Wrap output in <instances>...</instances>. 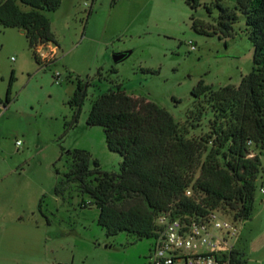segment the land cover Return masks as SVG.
<instances>
[{
    "label": "rangeland",
    "instance_id": "374dc122",
    "mask_svg": "<svg viewBox=\"0 0 264 264\" xmlns=\"http://www.w3.org/2000/svg\"><path fill=\"white\" fill-rule=\"evenodd\" d=\"M220 3L235 8L234 0ZM44 13L56 44L35 46L41 64L21 29L0 25V264H147L156 238L106 235L90 196L64 181L61 148L85 149L102 171L119 172L122 157L108 149L103 128L86 123L95 98L120 83L183 123L200 80L214 88L238 85L251 71L244 18L238 13L233 34L219 38L197 32L191 19L214 24L215 0H200L194 9L185 0H61ZM117 54L124 57L115 62ZM78 78L89 85L73 124L68 101ZM260 161L264 166V154ZM259 186L264 172L253 214L240 224L244 264H264Z\"/></svg>",
    "mask_w": 264,
    "mask_h": 264
},
{
    "label": "trees",
    "instance_id": "16d2710c",
    "mask_svg": "<svg viewBox=\"0 0 264 264\" xmlns=\"http://www.w3.org/2000/svg\"><path fill=\"white\" fill-rule=\"evenodd\" d=\"M185 1L192 9L200 4ZM60 2L0 0V25L22 30L38 64L35 46L56 44L44 12L56 10ZM215 3L219 13L214 24L191 16L192 26L225 38L233 34L238 13L243 16L253 66L238 85L214 88L200 80L191 92L193 108L180 123L165 108L114 83L95 98L86 123L103 128L108 149L122 157L121 170L102 171L87 150L61 148L68 167L64 181L77 183L90 196L108 236L124 231L138 239L156 237L155 218L167 211L181 217L215 211L237 223L253 214L257 180L264 172V0H234L233 10L220 0ZM88 85L78 78L68 101L73 124ZM9 93L10 83L5 103ZM131 199L133 204H122ZM230 258L232 264L246 262L239 249L233 248Z\"/></svg>",
    "mask_w": 264,
    "mask_h": 264
},
{
    "label": "built area",
    "instance_id": "2783aa9c",
    "mask_svg": "<svg viewBox=\"0 0 264 264\" xmlns=\"http://www.w3.org/2000/svg\"><path fill=\"white\" fill-rule=\"evenodd\" d=\"M258 189L264 198V186ZM189 194L187 190L186 195ZM154 222L157 236L147 264H232L230 252L241 223L215 211L183 217L167 211L159 214Z\"/></svg>",
    "mask_w": 264,
    "mask_h": 264
},
{
    "label": "crops",
    "instance_id": "0c3cea01",
    "mask_svg": "<svg viewBox=\"0 0 264 264\" xmlns=\"http://www.w3.org/2000/svg\"><path fill=\"white\" fill-rule=\"evenodd\" d=\"M243 237L245 238V236L243 235V230L241 232L239 231L238 237L234 242V248L235 249H239L242 251V249L240 248L239 240L242 239Z\"/></svg>",
    "mask_w": 264,
    "mask_h": 264
},
{
    "label": "water",
    "instance_id": "95a60500",
    "mask_svg": "<svg viewBox=\"0 0 264 264\" xmlns=\"http://www.w3.org/2000/svg\"><path fill=\"white\" fill-rule=\"evenodd\" d=\"M123 57H124V55H121V54L119 55V54H117L116 56H114L113 59H114L115 62H117V61L121 60Z\"/></svg>",
    "mask_w": 264,
    "mask_h": 264
}]
</instances>
